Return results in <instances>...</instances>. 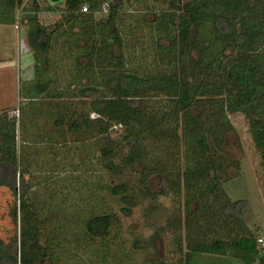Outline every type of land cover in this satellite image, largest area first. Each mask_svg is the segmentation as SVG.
<instances>
[{
	"label": "trees",
	"instance_id": "1",
	"mask_svg": "<svg viewBox=\"0 0 264 264\" xmlns=\"http://www.w3.org/2000/svg\"><path fill=\"white\" fill-rule=\"evenodd\" d=\"M22 1L6 0L8 21L13 22L14 9ZM51 1H62L68 15L63 22L80 28L74 32L75 45L80 49L77 64H82L79 58L84 56L90 66L111 68L113 80L106 89L107 94L103 83H83L78 88L82 101H88V108L96 116H89V110L69 107L70 101L50 100V97L68 93H62L53 85L57 80L47 67L55 28L38 22L26 28V42L34 58V76L20 82L19 94L24 101L45 100L46 108L56 114L47 143L53 149L50 150L52 156L49 161L43 160L52 168L43 175L41 188H33L32 178L25 179L32 166L26 161L27 165L20 167L23 161L17 162V146L22 148L23 142L28 141V135L22 133L31 130L25 125L23 102L18 108L19 118L10 116L5 108L0 110V185L7 186L17 197L11 215L14 221H19L18 253L14 248L15 239L8 242L0 239V264H44L46 259L50 261L48 264H60L54 250L59 236L52 234L60 227L48 228L59 218L68 219V224H72L70 220L78 217L70 231L78 230L82 237L78 238L77 232L73 241H102V246L109 245L119 216L102 208L103 197L91 191L88 196L94 197V206L85 213L78 203H71L70 214L63 200L55 198L56 190L51 185L55 181L49 180L70 176L69 166L66 168L64 161L56 158L57 155L63 158L60 157L61 147L68 142V133L82 138L94 133L100 142L96 156L108 173L142 165L146 172L141 181L146 194L152 198L179 190L180 185L184 187V212L174 213L167 223L168 228L177 232V249L181 252L172 264H187L196 251L230 253L247 263L264 264V256L256 243L259 233L245 221L249 203L245 199L231 200L223 189L222 182L227 178L222 180L216 173L217 169H223V164L213 151V143L220 144L230 128L227 114L242 112L248 118L251 139L264 159V0H162L167 2V7L155 17L161 31L155 43L158 60L165 61L168 67H157L146 74L125 68V41L117 25V12L123 0H109L106 17L96 21L92 13L97 6L93 3L88 12H81L79 7L85 0ZM25 9L39 10L37 0ZM78 39H83L84 43L80 44ZM161 39H166L167 43H161ZM159 94L166 95L167 108H150L147 96ZM37 105L31 104L30 114L38 113ZM113 124L125 130L116 144H112V138L105 139ZM178 128L182 130L184 168L172 177V167L161 162L146 166L149 154L146 140L171 138L177 143ZM122 141L127 146L125 153L120 151ZM25 153L26 158L29 157V151ZM33 153L40 155L41 151L38 148ZM234 164L238 167L239 163ZM153 173L160 177L158 191L148 186V177ZM104 187H107L106 194L119 196L123 203L120 212L131 215L136 201L129 183L112 181ZM207 196L211 197V203L203 199ZM192 201L196 205L192 206ZM142 241L134 239L133 248H138ZM108 249L104 247L102 258L106 257ZM146 264L168 263L155 258Z\"/></svg>",
	"mask_w": 264,
	"mask_h": 264
},
{
	"label": "rangeland",
	"instance_id": "2",
	"mask_svg": "<svg viewBox=\"0 0 264 264\" xmlns=\"http://www.w3.org/2000/svg\"><path fill=\"white\" fill-rule=\"evenodd\" d=\"M183 1L186 0H181V2ZM4 3L6 0H0V23H4V26L0 24V28L7 29V36L0 34V110L5 108L10 114L13 111H18L20 103L23 102L22 107L26 113L25 125L31 129V133L30 131L22 133L28 135L26 136L28 141L23 142L22 148L17 146V162L23 161L20 167L27 164L32 166L31 173H26L25 179L32 178L33 188L39 190L43 175L50 173L49 170L52 168V166L44 164L43 160L49 161L52 156L50 152L52 148L47 146V143L49 142L48 137H51L52 126L55 125L52 119L55 118L56 114L53 110L50 111L46 108L45 100L40 98L36 102L28 99L24 101L19 94L20 81L32 79L34 76V58L32 50L26 42V28L34 22H38L47 28H55L51 49L48 53L47 67L54 73L57 80L53 85L62 93H68L59 97H50L49 99L52 101L58 99L59 101H70L69 107L89 110V116H96L97 114L88 108V101H82V96L78 94V88L83 83H103L106 85V87L102 85L105 88L104 93H109L106 89L109 84H112L113 78L112 72H110L112 69L90 66L86 64L88 60L84 56L79 58L82 64H77L76 55L80 49L75 45L74 32L80 28L78 25L70 27L69 22H63L68 18V15L63 9L62 1L37 0L39 10L32 11L25 8L32 5L33 0H23L14 9L13 22L6 19L9 18V12L5 10ZM166 7L167 2L162 0H123L117 12V25L125 41L126 69L146 74L157 67H168L165 61L160 62L158 60V48L155 43L156 36L161 32L156 26L155 17L161 9ZM92 16L96 21L106 17V13L95 10ZM77 42L83 44L84 40L78 39ZM160 42L166 44L167 40L161 39ZM113 48L116 52L118 51L117 46ZM166 98L164 94L149 95L147 96L148 105L150 108L165 109L169 104ZM36 103L39 105H37L39 109L36 110L38 113L32 115L30 114L31 104ZM52 109L54 108L52 107ZM16 117L19 118L18 115ZM226 117L230 128L224 134L222 142L216 144L213 138L210 139L211 143L214 142L213 151L222 159L223 164V169H217L216 173L222 180L227 178L222 182V186L231 200L245 199L248 201L249 206L245 213V221L251 228L257 229L259 234H264V159L251 139L247 116L242 112H235L228 113ZM124 131L123 126L113 124L105 139L112 138V144H116L121 140ZM177 132L179 135L177 143L171 138L164 141H153L149 138L146 140L149 150V154L146 156V166L152 165L155 161L161 162L168 168L172 167L174 173L172 177H175L176 171L184 168V144L181 138V128H178ZM68 135V142L61 147L62 156L59 154L63 158H58V155L56 158L64 161L66 168L69 166L70 176L63 180L53 177L49 180L55 181V183L51 182V185L56 190V200H63V205L69 214L72 212L69 208L71 203H78L80 208L86 210L84 212L87 213L88 208L94 206L95 201L94 197L88 196V194L94 191V195L104 198L102 208L115 212L119 216V221L116 227L112 229V237H109V245L106 246H102V241L86 240L81 241V243L73 241L76 239L75 234L78 230L73 232L70 229H74L78 217L70 220L72 224H68L69 220L64 218H59L57 222L54 221L53 225L48 228L57 225L60 227L59 230L52 232V234L57 233L59 236L54 243V250L59 256V263L146 264L149 259L155 258L162 259L168 264L176 262L181 255L177 249V232L168 228L167 223L174 213L182 214L184 212V187L180 185L179 190L168 191L156 199L152 198L146 194L145 186L141 181L143 173L146 172L142 165H136L137 168L127 167L122 172L108 173L96 156L100 142H97L94 133H87L85 138L72 133H68ZM20 137L21 134L18 137L19 143H21ZM53 141L55 140L53 139ZM38 148L41 153L35 155L33 152ZM24 150L25 152L29 151V157L26 158L28 154ZM126 150L127 146L122 141L120 151L125 153ZM86 156L88 158L84 159ZM32 157H34L33 160H31ZM26 161L27 164H25ZM236 162L239 163L238 167H235L234 163ZM159 179L158 174H151L148 177V186L152 190L158 191L161 189ZM121 180L127 181L132 187L131 192L136 201L132 214L127 216L119 210L123 204L119 196L106 194L107 187H104L112 181ZM203 199H207V203L212 202L210 196ZM17 200V197L12 194L7 186L0 185V239L7 242L15 239L14 248L18 253L19 221H14L11 215V209ZM191 203L192 206L196 205L195 201ZM95 206L98 208V204ZM73 207L75 210V206ZM45 226L47 228L48 224ZM178 231L182 230L179 229ZM154 235L156 236L152 239ZM77 236H79L78 238L82 237L80 231ZM136 238L143 241L138 248H133L132 242ZM104 247H109V249L106 257L102 258ZM49 262L46 259L44 264ZM187 264L258 263H247L243 258L230 253L196 251L191 254Z\"/></svg>",
	"mask_w": 264,
	"mask_h": 264
},
{
	"label": "built area",
	"instance_id": "3",
	"mask_svg": "<svg viewBox=\"0 0 264 264\" xmlns=\"http://www.w3.org/2000/svg\"><path fill=\"white\" fill-rule=\"evenodd\" d=\"M93 3L97 6V10L107 13L110 8L109 0H85L79 7V11L88 12L90 10V4ZM18 111H13L9 115L17 116ZM256 243L258 247L261 249V253L264 256V234H258L256 236Z\"/></svg>",
	"mask_w": 264,
	"mask_h": 264
},
{
	"label": "crops",
	"instance_id": "4",
	"mask_svg": "<svg viewBox=\"0 0 264 264\" xmlns=\"http://www.w3.org/2000/svg\"><path fill=\"white\" fill-rule=\"evenodd\" d=\"M0 24H2V26H4V23L2 22V23H0ZM0 34L1 35H6L7 34V29H4V28H0ZM11 35L13 36V34H12V32H11ZM7 36V35H6ZM14 55H15V53H13ZM24 56V55H23ZM23 60V59H22ZM21 82V81H20ZM19 85H20V83H19Z\"/></svg>",
	"mask_w": 264,
	"mask_h": 264
}]
</instances>
